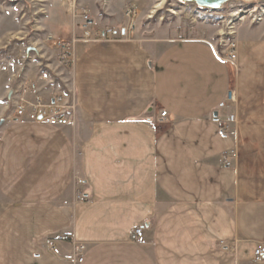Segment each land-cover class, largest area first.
I'll return each mask as SVG.
<instances>
[{"label":"crops","instance_id":"obj_1","mask_svg":"<svg viewBox=\"0 0 264 264\" xmlns=\"http://www.w3.org/2000/svg\"><path fill=\"white\" fill-rule=\"evenodd\" d=\"M136 33L72 44L78 117L65 127L9 119L30 77L0 69V264H264V26L236 30L235 62L220 37L147 44ZM230 112L224 134L218 116ZM57 234L72 242L51 251Z\"/></svg>","mask_w":264,"mask_h":264},{"label":"rangeland","instance_id":"obj_2","mask_svg":"<svg viewBox=\"0 0 264 264\" xmlns=\"http://www.w3.org/2000/svg\"><path fill=\"white\" fill-rule=\"evenodd\" d=\"M78 1L0 0V63L11 60V65L4 71L17 72L20 78L29 75L30 82L26 83L35 84L43 96L72 91L77 111L73 63L66 67L61 63L56 47L60 40L75 44L79 39H87L79 36L86 29L91 33L97 32L94 31L97 25L101 29L112 30V38L120 37L122 27L128 31L134 28L138 38L147 44L156 39L164 42L182 38L217 39L230 27L236 31L242 26H264V18L256 23L250 13H246L264 0L233 1L218 11L199 9L177 0H125L123 5H114L111 0H91L94 13H87L89 20L91 13L94 14L95 21L91 24L84 20L86 12L80 13ZM237 12L238 15L235 14ZM76 16L81 23L76 24ZM75 39L78 40L74 42ZM12 114L13 107L9 119L16 120Z\"/></svg>","mask_w":264,"mask_h":264},{"label":"built area","instance_id":"obj_3","mask_svg":"<svg viewBox=\"0 0 264 264\" xmlns=\"http://www.w3.org/2000/svg\"><path fill=\"white\" fill-rule=\"evenodd\" d=\"M248 12L254 22L258 23L263 20L264 1L255 4L254 8L248 10L246 13ZM235 14L238 15L239 12ZM83 17L85 21H89L87 13H85ZM235 32V29L230 27L229 31L224 32V35L220 40L223 46L221 50L222 58L226 61L235 62L237 59V41L234 37ZM83 37L87 39L91 38L93 40L114 39L112 38L113 32L110 29L97 31L95 33H91L86 29L83 33ZM77 40L78 39H75L74 42ZM71 45L72 44L69 41H60L56 43V47L60 52L61 63L65 67L73 63ZM9 63L10 60L0 63V69L6 70ZM11 99L13 103L12 117L16 120L30 122L42 121L54 127H65L69 124L75 123L78 117L77 107L73 99L72 91L70 90L52 93L46 97L41 94L40 89L35 84L21 83L18 90L15 93H12ZM236 100V92L233 89H230L226 96L224 107L232 108L236 103ZM160 117L167 120L169 114L166 110H162L160 112ZM218 121L222 132L224 134H230L237 118L234 113L230 112L219 115ZM223 157L224 164L226 166H231L233 160L237 157V150L230 149L223 154ZM76 183L81 184L83 183V180L76 178ZM79 196L80 195H78V197ZM142 231V228L135 229L132 233V241H137ZM57 241L72 242V239L67 234H57L47 238L46 242L51 251L55 250V243ZM73 245V253L70 259L73 263H81L83 261V254L86 250V246L75 242ZM254 258L257 262H264V241L257 242V246L254 250Z\"/></svg>","mask_w":264,"mask_h":264},{"label":"water","instance_id":"obj_4","mask_svg":"<svg viewBox=\"0 0 264 264\" xmlns=\"http://www.w3.org/2000/svg\"><path fill=\"white\" fill-rule=\"evenodd\" d=\"M181 3H188L197 6L199 9L218 11L222 9L228 3L233 1L250 2V1H261V0H177ZM41 119V118H40ZM3 120L0 121V125Z\"/></svg>","mask_w":264,"mask_h":264}]
</instances>
